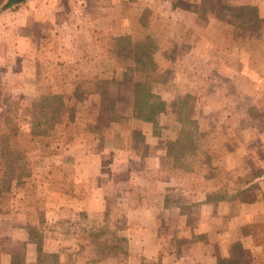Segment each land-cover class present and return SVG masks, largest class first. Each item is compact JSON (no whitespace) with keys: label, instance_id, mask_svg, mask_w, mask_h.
Wrapping results in <instances>:
<instances>
[{"label":"rangeland","instance_id":"obj_1","mask_svg":"<svg viewBox=\"0 0 264 264\" xmlns=\"http://www.w3.org/2000/svg\"><path fill=\"white\" fill-rule=\"evenodd\" d=\"M223 4L252 7L262 27L227 23ZM53 95L66 121L33 134L23 115ZM155 98L166 112L136 118ZM8 121L30 174L0 201V264H25L27 245L38 264L58 252L75 255L65 264H217L242 249L264 264V0L3 10L0 133ZM182 127L193 146L177 153ZM214 193L225 199L205 203Z\"/></svg>","mask_w":264,"mask_h":264},{"label":"trees","instance_id":"obj_2","mask_svg":"<svg viewBox=\"0 0 264 264\" xmlns=\"http://www.w3.org/2000/svg\"><path fill=\"white\" fill-rule=\"evenodd\" d=\"M25 2L26 0H6L0 6V12L11 8H16ZM174 7H179V5H174ZM214 7L215 6L211 5L212 9H214ZM220 10H226L230 12L232 21H227V23H234L236 21L239 23L240 28L247 29L250 32L257 31L262 27L263 21L257 17L256 12L252 7L223 4L222 6L220 5ZM142 55L145 54L139 51V53H136L134 58L139 61ZM53 99L57 101L58 104L50 102L49 100H45V104L35 103L31 107L29 114L23 115L24 121L33 124V134L36 133V128L41 124V120H44L48 127L51 128H53L54 125H58L60 123L63 124V122L66 121L64 118L70 113V109H66V104H64L60 95H53ZM145 106L146 107H143L144 109L137 106V112H141V110H143L145 115L136 114V118L149 122L153 120V116L166 112L165 102L158 98H155V100L151 103L147 102ZM170 106L175 105L171 104ZM68 123L69 122L67 119L65 127L68 125ZM46 132L47 130L43 131L42 133ZM192 134L193 131L186 130L185 127H182L179 131V138L176 141L168 142L169 147L175 149V152L177 153H184V150L192 148L193 146L191 137ZM22 140L23 136L17 129L16 121H8L6 128L0 133V201L3 199V197H5V195H7V193L10 192L12 182L20 185V183L23 182V178L28 177L30 174L28 163L23 157L24 149H20L22 146ZM224 199L225 195H217V193H214L206 197L205 203H216ZM169 200V197L165 198V208L171 206V204H169ZM173 204L174 205L172 206H175L180 210L184 208V206L179 201H175ZM124 241L126 242V239H124ZM234 252V257L228 259H218L217 264H252L251 259L247 257V251L242 249V251L239 253L236 251ZM243 252L247 259H240V255L243 254ZM121 254L126 257L127 251H121Z\"/></svg>","mask_w":264,"mask_h":264},{"label":"crops","instance_id":"obj_3","mask_svg":"<svg viewBox=\"0 0 264 264\" xmlns=\"http://www.w3.org/2000/svg\"><path fill=\"white\" fill-rule=\"evenodd\" d=\"M27 249L29 250L28 254H27V258L25 259V264H38L37 262V256L33 257H29L30 255H32V246L31 245H27ZM53 253H57L56 251ZM58 264H65L64 262L68 261V258H72L71 261L74 263L76 261V257L74 254H70L68 257L66 254H61V252H58ZM56 257V256H55ZM72 264V263H71Z\"/></svg>","mask_w":264,"mask_h":264}]
</instances>
